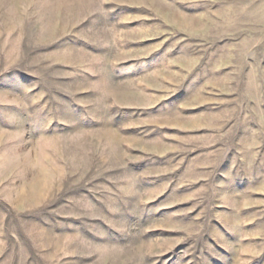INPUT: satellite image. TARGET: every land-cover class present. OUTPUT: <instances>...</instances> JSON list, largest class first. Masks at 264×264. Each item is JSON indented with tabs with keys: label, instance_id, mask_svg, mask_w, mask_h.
<instances>
[{
	"label": "rangeland",
	"instance_id": "obj_1",
	"mask_svg": "<svg viewBox=\"0 0 264 264\" xmlns=\"http://www.w3.org/2000/svg\"><path fill=\"white\" fill-rule=\"evenodd\" d=\"M0 264H264V0H0Z\"/></svg>",
	"mask_w": 264,
	"mask_h": 264
}]
</instances>
